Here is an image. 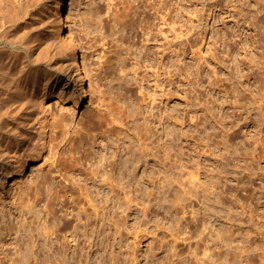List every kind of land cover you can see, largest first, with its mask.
<instances>
[{"label":"rangeland","instance_id":"1","mask_svg":"<svg viewBox=\"0 0 264 264\" xmlns=\"http://www.w3.org/2000/svg\"><path fill=\"white\" fill-rule=\"evenodd\" d=\"M56 1L0 0L8 36L0 31L28 38L19 47L2 43L5 61L35 63L50 88L74 55L86 65L89 91L78 105L46 98L58 117L70 114L69 131L50 126L56 147L28 172L19 163L0 180V264H264V0H67L72 47L64 37L53 44ZM98 114L122 116L121 134L111 137L115 127ZM129 143L139 146L137 167L130 162L100 186L105 175L92 176L91 167L112 171ZM168 145L171 178L144 176L147 167L164 168ZM71 147L81 163L70 180L57 170ZM78 181H88L97 204ZM111 181L125 188L112 190Z\"/></svg>","mask_w":264,"mask_h":264},{"label":"bare ground","instance_id":"2","mask_svg":"<svg viewBox=\"0 0 264 264\" xmlns=\"http://www.w3.org/2000/svg\"><path fill=\"white\" fill-rule=\"evenodd\" d=\"M139 1L141 2V0H139ZM28 5H30V4H28ZM28 7H31V6H28ZM28 7H26V8H28ZM32 8H28L27 11H31ZM22 9L24 10L25 8L21 7V9H20L21 13H22V11H21ZM67 9H68L67 8V0H57L56 1L55 12H54V17H53L54 18L53 28H54V31L56 32V36L53 39L54 40L53 44H55L57 41H60L64 37V41H65L66 45H68L69 47H72V43H71L72 39L71 38L73 37V33L70 30L69 26H67V22H66ZM27 11L25 13L23 11V13L26 14ZM19 13H18V15H19ZM127 13L125 14V17L128 15ZM18 15H17V18L23 17V16H21L22 14L20 16H18ZM132 16L134 17L133 14L130 17H132ZM127 17H129V16H127ZM133 17H132V19L134 20ZM127 19L125 18V21ZM132 19H128L129 21H127V22L131 23ZM119 20L122 21L124 19H119ZM135 20H136V18H135ZM32 22H33V20H32ZM135 24H137V23H135ZM135 24L133 25V27L136 26ZM0 28H1V26H0ZM1 29H3L4 32L6 33L4 27ZM4 32L0 31V45L2 43H5L6 45H9L11 47H19L21 44L24 43L25 39H28V38H26L25 34H23L22 37L20 36L18 39H12V37L9 36V37H11V39H9L8 37L6 38L4 36L5 35ZM7 36H8V34H7ZM50 42H53V41L51 40ZM50 42L48 45H50ZM5 44H4V46H0V180L4 179V177L7 175L8 176L13 175V174L16 175V172L18 170H20L19 163H22L24 166V170L22 171V173L24 171L28 172L30 170L31 165L42 157L43 150L46 149L47 147L49 148V146L51 147L52 144L55 143V141L59 140L60 136L57 132V133H54L52 135L53 137L51 138L52 141H54V143L50 142V141L49 142L52 144L50 145L48 143V133H49L48 130H49V128H52V127H53L52 129L57 128V127L62 128L63 133H65L66 130H68L66 128H68L67 124L70 123L69 119H68L69 118L68 115H70V114L67 112L64 114V116L58 117L57 112L53 113L52 111H50L49 107L46 104V98L55 96V97L60 98L64 102L67 100L68 101H74V105H78L81 101H83L89 95V91H88L87 86L85 85V82L83 80V78L85 77V75L83 74V71H84L83 69L86 67V65L83 62L82 63L83 66L81 67L79 61L77 60V58L74 55L66 54V62L62 66V70H64L65 73H64V75L61 73V71L59 73H57V75L54 79V84L51 85L49 88L48 83L50 81V78H49L50 75L47 76V74L44 72V69L40 68L39 65L41 63L40 64L38 63L39 67H36V66L34 67L33 65H35V63H33L32 67H34V68H32V67L26 68V62H25V65L23 66L25 69L24 68L21 69L20 68L21 65L19 66V61H20L19 56L18 57L14 56V58L11 57L13 60H11L10 62L7 63L6 61L10 58H8L6 61L4 59V56L5 57L7 56V55H5L7 53V50H5V48H4ZM22 46L25 47L24 45H22ZM50 47L51 46H49L48 48L51 49L52 47L51 48ZM44 49L47 50L46 47ZM11 51H12V49H11ZM18 52H19V50L17 51V53ZM12 53H13V51H12ZM13 54L16 55V53H13ZM45 54L50 55L48 51ZM8 55H10V54H8ZM21 55H23V54H21ZM24 61H26V60L23 59V62ZM29 61H30V59H29ZM33 61L38 62L39 60L37 58V59L32 60V62ZM108 61H109V57H108ZM105 62H107V61L105 60ZM22 64H24V63H22ZM28 64H27V67H28ZM50 67H53V66H49V70L51 69ZM52 72H54V71H52ZM73 83H76V89L74 91L70 92L67 89V87H70L71 84H73ZM77 83L79 85H77ZM100 100L102 101V99H100ZM100 104H101V102H100ZM113 108L115 110H117L118 112H119L118 109H121L118 107V105L117 106L115 105ZM109 114H110V112H109ZM98 115H99V118H101V120H104V122L108 123L107 125L109 127L111 126V128H113L112 125L115 127L114 128L115 133L111 132V135H110L111 137L117 136V134H119V135L121 134L122 129L119 128L118 126H119V124H122L125 122V121L123 122L124 119L122 116L121 117L117 116L120 118H118L117 119L118 122H116L115 118H114L115 120L112 118L108 119V117H111L110 115L109 116L105 115V114H98ZM53 117H55L54 121H53L52 125H50V120ZM55 119H56V121H55ZM119 119H121V120H119ZM50 126H52V127H50ZM137 127H136L137 131L135 133L138 134L137 136H139L142 133V131H140L139 130L140 128L138 129ZM75 131H76V129H75ZM78 131H79V129H78ZM126 135H123V137H125ZM141 135H140V137H141ZM63 136H65V135L63 134ZM118 138H121V137L118 136ZM134 138H131V139H134ZM63 139H64V137H63ZM137 139H138V137H137ZM60 140L62 141V139H60ZM85 141L86 140H85L84 136L81 135V137H79L78 146L81 148L84 147ZM113 141H110V142H113ZM57 144L58 143H56L55 145H57ZM135 144L129 143L127 145L128 149H126V152H127L126 156H123L120 158H116V157L114 158V160L111 163V165H112L111 169H113L112 171L106 170V163L96 164L97 168H95L96 165L94 167H91L90 172H91L92 176L95 177V176H98L99 174L105 175L103 177V182L100 184V186H104V184L110 182L109 179H111V178H113L115 180L118 172L121 173V175H123V174L125 175V171L123 168H125V166H129L130 162H133L135 164V166L137 167L138 162L141 160L142 157H137V152L139 151V146L136 148ZM168 144H170V143H168ZM55 145H53V146H55ZM53 146L51 148H53ZM57 148H58V146H57ZM57 148L56 149L54 148V149L57 150ZM74 148L71 147L70 149L68 148L67 151L64 150L65 152L62 153V158H61L63 161L62 163H64V165L63 166L60 165L61 166V167L59 166L60 168L57 167L58 168L57 171L58 172L60 171L61 174L63 175V177H67L70 180L75 175L74 174L75 172L73 169H76L77 166L81 163V156H76V148L77 147H74ZM54 149H52V150H54ZM55 150H54V152H55ZM59 155H61V154L59 153ZM53 156H54V154L52 153V157ZM55 156H57V154H55ZM171 157H172V153H171L170 146L168 145L166 153H165L166 160L164 161V164H165L164 168L162 170H159V169H156L154 167H151V168L147 167V169L144 172V176L161 177V175L165 173L164 174L165 178H171V176H170L171 175L170 174L171 165L169 164L171 161ZM55 158H57V157H55ZM86 158L89 159V156H87ZM103 158H107V156H104ZM52 160H53V158H52ZM59 161L61 163L60 158H58L57 162L59 163ZM51 167L53 168L54 166H51ZM101 167H102L104 172L101 171V169H100ZM54 168H56V167H54ZM71 169L73 170L72 173L70 172ZM47 172H49V171H47ZM50 173H51V171H50ZM52 174H54V173H52ZM46 176L48 178V174L42 178L45 179ZM87 176L88 175H86L85 177L88 179ZM129 176H133L136 178L137 177L136 171L134 169L130 168ZM40 180H41V177H40ZM38 182H40V181H38ZM51 182H53L52 184L55 185L56 180L54 179ZM184 182L185 181H183V183ZM75 185L80 187L81 193L87 197V200L90 203L94 202L93 200L95 198L93 199V197H94L93 188L91 187V185H89L88 181L85 183V185H82L79 181L75 182ZM109 185L111 186L112 190H115L116 188H118L119 190L125 188V184L121 181L120 182L118 181L117 183H114L113 181H111V183ZM36 186H37V184H36ZM38 186H39V184H38ZM56 186H57V184L54 187H56ZM150 186H151L150 183H146V184H143L142 188L144 187L146 189L148 188V189L153 190L154 187H150ZM191 190L192 189L190 188V192H191ZM121 198L122 197H119L120 201H121ZM177 198L178 199L182 198L181 193L179 194V197L177 195ZM93 204H97V203H93ZM32 206H33V204H32ZM49 210H50V212L53 211L51 208H49ZM38 214L40 215V213H38ZM39 215H38V217H40ZM91 217H92V215L88 214V219H90ZM35 219H36V217H35ZM56 225L58 228H60L59 224L56 223ZM116 225L118 227V230L121 231V229H122L121 218L117 219ZM65 226H66V224H63V227H65ZM54 229H57V228H53V231L47 230V233L50 235H51L50 232L55 233ZM109 237L110 236H108V234L106 232L101 234L102 239H107ZM227 256H229V255H227Z\"/></svg>","mask_w":264,"mask_h":264}]
</instances>
